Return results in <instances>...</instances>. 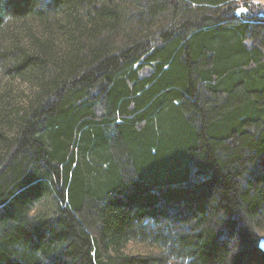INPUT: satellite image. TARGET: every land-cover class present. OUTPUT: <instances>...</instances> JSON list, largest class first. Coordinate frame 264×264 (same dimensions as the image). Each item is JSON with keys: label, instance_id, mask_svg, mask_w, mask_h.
Segmentation results:
<instances>
[{"label": "trees", "instance_id": "16d2710c", "mask_svg": "<svg viewBox=\"0 0 264 264\" xmlns=\"http://www.w3.org/2000/svg\"><path fill=\"white\" fill-rule=\"evenodd\" d=\"M239 1L0 0V264H264Z\"/></svg>", "mask_w": 264, "mask_h": 264}, {"label": "rangeland", "instance_id": "374dc122", "mask_svg": "<svg viewBox=\"0 0 264 264\" xmlns=\"http://www.w3.org/2000/svg\"><path fill=\"white\" fill-rule=\"evenodd\" d=\"M233 15L241 18L242 16H252V17H260L263 16L264 14H258L259 11H264V0H245L244 2H236V4L233 6ZM12 87H16L13 91V95L19 93L20 90L23 89V85H18L17 82H13ZM23 91V90H22ZM262 236V235H261ZM264 239V235L260 238ZM259 246V244H258ZM144 251H146L143 247L141 246H136V245H129L128 246V252L129 254H141Z\"/></svg>", "mask_w": 264, "mask_h": 264}, {"label": "water", "instance_id": "95a60500", "mask_svg": "<svg viewBox=\"0 0 264 264\" xmlns=\"http://www.w3.org/2000/svg\"><path fill=\"white\" fill-rule=\"evenodd\" d=\"M262 251H264V239L259 240V246H258Z\"/></svg>", "mask_w": 264, "mask_h": 264}]
</instances>
